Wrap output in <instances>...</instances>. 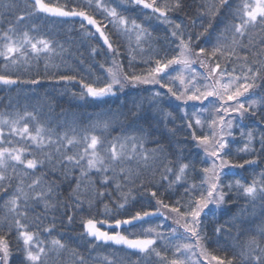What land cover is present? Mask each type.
<instances>
[{
    "label": "snow or ice",
    "instance_id": "6c2138e0",
    "mask_svg": "<svg viewBox=\"0 0 264 264\" xmlns=\"http://www.w3.org/2000/svg\"><path fill=\"white\" fill-rule=\"evenodd\" d=\"M94 2L95 8L102 9L106 14L104 20L112 25L113 33L117 37L124 35L131 40L134 34L138 47L146 38L151 37L148 29L138 23L136 18L123 15L117 11V7H108L101 3V0ZM126 2L140 8L146 20L155 17L168 25L171 37L175 38V48L171 49L170 55L167 51L163 56L157 53L155 57L145 61L154 62V67H149L146 72L125 71L123 64L115 59L119 55V49L113 47L109 35L103 30L107 24L102 26L95 18L92 11L93 0H86V3L73 7L53 0H24L23 7H20L16 0H7L3 8L12 13V19L3 21L4 13H0V22L8 25L6 28L0 27V57L5 61L4 66L8 68L10 65H28L33 60L39 61L43 58L46 70L50 65L58 67L52 61L64 51V46L38 34V26L28 22L41 15L82 18L87 25L95 27L107 49L113 53L111 66L106 68V75L93 81L78 78L75 74L53 73L49 78L58 82H78L81 88L79 98H91L98 102L117 96L128 86L159 85V89L154 91L150 98L153 107L158 106L165 97L169 98V106L173 98L182 102V105L176 104L175 107L183 112L180 119L187 120V127L193 129L192 140L202 149L203 158L199 161L201 167L197 170L195 162H184L182 155L170 159L158 140L155 141L157 147L146 148L147 133L143 127H137L133 134L107 142V146L100 136L86 135L79 142V150L68 154L69 146L77 142L66 135L53 138L51 130L40 123L35 113L25 111L15 117L0 116V200L4 201L5 210L3 218L0 219V264H10L13 239L16 251L23 254L19 264H47V258L60 256L68 251L62 236L52 237L56 229L55 221L43 226L41 214L36 213V208L41 204L45 213L49 209L62 207L63 215L69 224L75 222L79 215L83 228L80 234L82 238H91L90 242L122 245L147 256L154 254L161 264H189V254L197 256L196 264H264V226L239 245L240 250L229 257L217 255L209 250L211 238L207 231L208 224L205 222L209 215L215 216L217 211L223 209L230 200V193L234 191L246 200L254 202L259 198L264 201V172L260 174L259 180L253 178L250 184L239 179L227 183L224 181L225 177L234 175L232 169L256 165L258 160L264 157V133L259 138V150L253 144V131L241 133L246 140L243 147L238 149V153L251 156L242 163L234 162L230 158V141L226 139L233 135L232 119H226L230 113H239L241 117L246 113L257 115V101L252 100L246 107L240 98L249 93L250 89L264 84V38L257 44L250 35V30L256 28L264 31V0H239L235 6L233 0L202 3L199 5L200 16L208 17V22L205 25L202 20V30L198 32H186L188 25L169 18L170 12L182 9L183 0ZM222 9L229 10L231 23L225 24L223 32L216 38V43L209 48L207 45L212 37L210 29ZM191 25L193 28L196 26L195 19L191 20ZM81 28L85 29L83 22ZM225 33H230V43L227 42L228 36ZM92 51L97 54L95 48ZM240 52H244V55H240ZM221 56H235L239 62L238 74L237 66L231 71L221 70L219 62L213 66V60L218 61ZM197 62L207 70L202 83L195 82V76L186 80L184 75V71L191 72L192 65ZM129 66L131 67V61ZM173 66H180V71L176 72L175 76L169 75L168 71L175 70ZM100 67L105 66L101 64ZM225 76L228 77L226 82ZM18 81L39 83L38 79L20 80L19 77L14 79L9 74H0V83L5 85L16 84ZM164 89L167 91L164 92ZM261 99L264 100V97ZM190 101L199 104H189ZM204 101H208L212 107H207ZM189 107L196 109L191 115L187 111ZM160 112L164 118H172L171 112H164L162 108ZM205 112L209 113L208 117L201 119ZM137 115L138 112H133V116ZM260 123L264 124V116L261 117ZM205 125L209 132L201 131L197 134V126L202 130ZM102 127L107 129L109 122L104 121ZM231 143H235V140ZM45 161L51 164L52 173H55L57 165H60L64 180H69L74 170L79 171V175L74 177L75 186L70 184L71 190L66 201L59 199L57 182L45 181V174L27 181L26 178L34 176L37 169L44 166ZM133 161L136 163V170L130 166ZM189 171L202 175L199 186L195 183L187 184ZM142 172L150 174L148 186L141 179ZM157 173L159 181L156 180ZM137 181L138 187L151 198L148 204L153 200L155 204L151 208L142 204L139 209L129 211L127 206L130 200L135 199L129 185H136ZM182 181L186 185L182 198L171 204L166 203L161 188L168 191L180 185ZM97 204H102V213H94ZM121 210H124L123 214ZM244 211L246 209L241 210V215ZM100 215L103 216L102 219L97 218ZM121 215L124 218H118ZM154 216L172 221V224L168 225V237L157 231V228L143 227L148 222L146 218ZM105 225L113 229L123 228L125 231L104 230ZM238 225L242 230L243 220L240 217L223 223L214 222L212 232L217 237L222 234L231 235ZM129 228H139L140 231L127 232ZM180 229L183 232L178 236ZM239 235L238 231L234 237L238 244ZM173 239L180 242L171 244ZM158 241H168L163 252L157 249ZM169 245L172 249L171 258L167 255ZM95 246L91 244V247ZM72 255L75 257V264H88L86 257L74 249Z\"/></svg>",
    "mask_w": 264,
    "mask_h": 264
},
{
    "label": "trees",
    "instance_id": "16d2710c",
    "mask_svg": "<svg viewBox=\"0 0 264 264\" xmlns=\"http://www.w3.org/2000/svg\"><path fill=\"white\" fill-rule=\"evenodd\" d=\"M7 0H0V13H4L2 20L6 21L12 19V13L5 11L3 4ZM16 2L23 7L24 0H16ZM61 4H67L68 7H73L76 4L86 3V0H53ZM213 0H183V7L181 10L169 13V18L176 22L188 25L186 32H198L202 29L200 24L203 20L205 25L208 22V17L200 16L199 5L202 3L211 4ZM239 0H233L235 6ZM101 3L108 7H117V11L123 15L136 18L138 23H142L144 27L151 33L150 38H146L140 47L135 42V35L133 34L131 40L127 36L120 35L117 37L113 33L112 25L108 24L107 20H104L102 9L95 8V2L93 0L92 11L95 14V18L101 22L102 26L107 24L106 28H103L106 35H109L110 41L113 43L114 48L119 49V55L115 59L122 63L125 71H134L136 73H144L149 67H154V62L145 63L150 57H155L157 53L163 56L167 51L171 54V49L175 48L174 37H171V29L168 25L163 24L153 17L151 20L144 18L141 9L135 5L129 4L126 0H101ZM196 20V26L193 28L191 20ZM85 25V29L81 28V23ZM29 24L35 23L38 26V34L44 35L49 39L58 41L64 46V51L54 58L52 63L58 67H52L45 69V60L41 58L39 61L33 60L28 65L21 66H9L5 68V61L0 57V74H9L14 79L19 77L20 80L38 79L39 83H21L17 82L12 85H5L0 83V116L15 117L18 114H23L25 111L33 112L36 114L40 123L51 130L53 138L57 135L60 137L67 136L70 139H74L77 143L73 146H69L68 154L77 152L80 148L79 142L84 136L98 135L107 142L114 141L117 137L123 138L126 135L133 134L137 127H143L147 133V143L145 147L152 149L157 147L155 141H159L160 145L164 148L165 154L170 159L177 158L178 155H182L184 162H195L197 170L201 167L199 161L203 158L202 149L196 146L191 138V132L193 129L187 127V120H181L180 117L183 112L176 109V104H181L180 101L172 99L171 106L168 103V97L156 107H153L151 96L152 93L159 89V85H138L128 86L122 93H118L115 97H107L104 102L93 101L91 98L80 99L79 93L81 91L78 82H63L50 79L49 77L55 73L59 74H75L79 77L85 78L86 81H93L97 77H103L106 75V68L111 66L113 60V53L107 49V45L104 44L103 39L99 33L96 32L95 27L87 25L86 21H82L80 17H51L43 16L34 17ZM231 18L228 9H222L221 14L213 21V27L210 29L212 32L211 42L207 45L211 48L216 43V38L219 36L225 27V24H230ZM0 27H8L7 23L0 22ZM36 34V33H33ZM228 36L227 42H231L230 33H225ZM250 35L253 40L258 44L259 40L264 38V31L260 28L250 30ZM203 38L201 40V43ZM96 49L97 54H93V49ZM141 48L143 51H141ZM219 55V54H218ZM240 55H244V52H240ZM135 57V59H133ZM83 61V63H81ZM131 61V67L129 66ZM219 62L221 64V70L231 71L234 66H237L238 74V61L235 56L226 58L221 56L219 60H213L214 63ZM104 64V68L100 65ZM173 69H169V75L175 76L176 72L180 71V66H173ZM197 73L200 75L198 76ZM207 70L195 63L192 65V70L184 71L185 79L188 80L195 76V82H203V76L206 75ZM167 79V78H166ZM227 76L224 77L226 82ZM164 92L167 90L164 89ZM76 93V95H73ZM264 84H260L255 89H250L249 93H245L240 98L241 102L245 103L247 107L248 103L252 100H256L257 115L252 116L250 113H246L243 117L239 113L232 112L226 119H232V133L230 137H226L230 141V148L232 156L230 157L234 162L242 163L244 159H250L251 156L246 153L239 152L238 149L243 147L246 137H243L241 133H246L249 130L253 131L255 140L254 146L259 150V138L264 133V124L260 123V119L264 116ZM212 99V98H209ZM199 104V102H189V104ZM234 103V102H233ZM204 104L211 108L208 101H204ZM137 106H139L137 108ZM164 112H171L172 118H164L161 115L160 109ZM191 115L196 109L189 107L187 109ZM133 112H138L137 116H133ZM209 113L205 112L201 116V119L208 117ZM104 121L109 122V127L104 129L102 123ZM32 122H30V127ZM197 134L201 131L207 133L209 129L207 125L201 130L198 126L195 129ZM235 140V143H231ZM66 143V141H64ZM58 158V157H57ZM43 159V156H41ZM133 170H136L135 161L130 165ZM206 166V165H205ZM51 164L45 161L43 167L38 168L34 176L27 177V181L30 182L37 176L44 175L45 181L55 180L59 185L57 191L59 193V199L66 201L70 192V184L75 186L74 177L79 175L78 170H74L69 180H64L62 176V170L60 165H57L55 173L50 171ZM234 175H229L224 178L225 183L228 181L241 180L243 183L250 184L252 179L259 180L260 174L264 172V157L258 160L256 165H245L243 169H232ZM150 174L148 172H142L141 179L147 180ZM202 175L199 172H191L187 176V184L195 183L199 186ZM156 180L159 181V174L156 175ZM139 181L136 185H129L132 189V196L134 200H130L128 207L129 211L137 210L143 204L146 207L151 208L155 201L151 204L148 201L151 199L147 193L138 187ZM166 185V182H165ZM185 182H181L180 185L174 186L173 189L165 191L161 188L163 198L166 203H174L176 200L181 199L184 193ZM127 191V189H125ZM184 202L183 200L181 201ZM4 201L0 200V219L3 218ZM85 207L87 205L85 204ZM210 207H213L210 205ZM246 209L241 215V210ZM99 211L103 212L102 204H97V208L94 209V213ZM64 209L57 207L55 209H49L47 213L44 212L43 205L41 204L36 208V213L41 214L43 220V226H47L53 220L56 224V229L52 233V237H63V242L68 246V251L63 252L60 256H51L47 258V264H75V257L72 255V250H76L80 254L84 255L88 260V264H161L158 258L153 254L147 256L143 253H139L135 250L127 249L122 245H115L111 242L104 244L102 242L91 241V238L81 237L83 228L79 222V215H77L75 222L69 224L67 218L63 215ZM124 213V210H121ZM32 215V213H30ZM235 217H240L243 220V229H240L238 225L237 229H234L231 235H224L217 237L212 232V224L214 222L223 223L224 221L231 220ZM98 219H102L103 216H97ZM118 218H124L121 215ZM147 223L143 227H154L157 231L162 232L165 237L170 235L168 225L172 224L171 220L165 221L163 217L154 216L146 218ZM205 222L208 224V235L211 238L209 250L220 256H232L237 253L245 240L251 235H254L260 227L264 226V201L257 198L254 202L246 200L242 195L238 196L234 191L230 193V200L223 209L216 212V215H209ZM163 225L162 227H158ZM175 227V225H172ZM104 230L108 231H125V229H113L107 225L104 226ZM140 229H127V232H139ZM239 235V244L234 237ZM180 229L178 232L182 233ZM51 239V237H49ZM180 242L178 239H173L171 244ZM13 255L10 260V264H19L23 254L16 251L15 240H12ZM168 241H158L157 249L161 252L164 251V245ZM91 244H95V247H91ZM198 252V250H197ZM167 255L169 258L172 256L171 245L168 247ZM189 264H196L197 256L191 255Z\"/></svg>",
    "mask_w": 264,
    "mask_h": 264
}]
</instances>
